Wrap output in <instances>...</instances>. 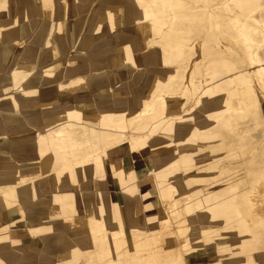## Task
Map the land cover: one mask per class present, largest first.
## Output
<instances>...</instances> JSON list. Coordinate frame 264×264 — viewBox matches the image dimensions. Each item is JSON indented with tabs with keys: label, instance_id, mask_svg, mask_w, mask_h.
Masks as SVG:
<instances>
[{
	"label": "crops",
	"instance_id": "1",
	"mask_svg": "<svg viewBox=\"0 0 264 264\" xmlns=\"http://www.w3.org/2000/svg\"><path fill=\"white\" fill-rule=\"evenodd\" d=\"M80 1H83V4H80ZM24 2L25 0H14V2L0 0V199L3 200L0 203V264H54L51 260L59 254L55 235V227L59 224L56 223L73 211H80L84 218L89 220L87 227L99 228L92 237L87 233V249L78 248L79 256L73 253L67 258V261L70 259L68 264H78L79 260L88 264L90 259L96 258L95 255L101 253L100 250L94 249L95 244L100 243V239L107 236L114 237V235H105L103 227L114 226L116 222L126 220L130 216H134L142 226H147L150 221H157L155 216L152 217V210L156 204L164 200L153 196H161L163 193L158 187H153L151 192H148L142 183L147 178L153 177L159 185L157 174L171 167L173 163L176 164L175 168H178V172L173 169L166 173L181 178V173L184 171V167L180 165L183 164L180 156L182 154L167 153L168 155H163L159 159L154 154L146 157L141 155L131 160L126 154L128 146L121 141L116 143L115 138L116 149L113 155L103 149L113 145L110 144V140L106 142L102 140L103 148L94 151L84 149L87 144L73 142L76 146L73 144L69 146L67 144L69 140H66L65 147H76L77 154L70 158L62 155L64 159L60 158L62 162H69L70 166L80 168L81 165H74L92 164L100 158L101 161L115 167L120 162L117 152H123L124 158L130 163V168L120 178L127 179L130 169L136 168L139 186L134 193L128 192L129 187H126L124 182H122L124 186L117 189L98 188L97 180L102 178L101 173L97 166L92 165L94 172L90 185L76 178L77 183L74 186L64 187L63 191H55L49 186L48 180L46 187L40 186L39 183L44 176L58 174L62 169V166L54 169V155L49 154L48 149L47 160H41L38 155L29 153L25 149L13 155V147L28 148L34 145L35 150L39 151L38 142L44 135L39 131L52 127L39 126V94L46 95V99L53 102L54 79L62 76L58 82L64 84L61 92L64 99L76 96L79 98L78 106L70 103L71 101L68 102V114L110 113L117 116L131 112L137 103L144 99V94L146 95L143 92L137 97L132 92L125 94L123 86L129 85L128 89L131 91L141 90L142 80L137 78V75L148 76L150 67L155 73L161 74L164 73L163 66L167 65L161 60L159 61L162 62L161 64L158 62L149 66L138 59L141 51L138 50L137 45L129 42L126 35L129 31H133L131 33L139 31L141 34L142 29L134 22L121 25L120 6L113 0L106 3L103 0H30L29 12L24 11L26 8ZM50 9L54 10L52 20L41 22L40 19L44 18ZM23 11L25 14H22ZM98 35H104L105 40L111 43L114 55L110 50L102 52L96 46L93 41ZM19 42L25 44L22 43L20 46ZM90 42H93V46L89 48L91 61L84 76L82 52L78 47L80 44ZM141 45L143 49L145 39L139 44ZM102 53L108 56L105 63L97 60V56ZM64 66L66 70L62 71L61 75L60 69ZM39 78L50 84L45 94L37 85H33L38 84ZM25 84H29V89L25 88ZM104 89H109L111 92L108 102L110 108L105 111L103 106L108 99L104 98L106 94ZM114 90L119 92L115 93ZM10 91H14V95H9ZM89 95L92 100L88 98ZM18 106L26 118L27 126L22 124L19 113L15 110ZM7 114L13 115L14 123L6 121ZM12 133H15V137ZM166 141L173 144L178 142L168 138ZM6 153L15 164L14 174L11 173V168L8 171L2 166L4 163L2 159L6 157ZM29 161L36 163L34 167L29 168L30 170L26 171V168L23 170V167L18 166L21 162ZM140 164L145 165V169L139 168ZM24 173L28 175L24 177ZM22 177L27 180L26 183L29 181L24 187L19 186L20 183L23 184V181H19ZM180 185L181 181L174 187L177 195L181 194L177 188ZM6 195H16L19 198L12 199L7 204ZM148 196L151 197L147 198ZM30 198L31 201L27 202ZM205 207L207 208L205 211L204 207L193 204L190 209L185 208L192 227L191 243L194 244L190 260L185 256L187 264H257L254 258L256 253L264 259V250H258L257 244L254 243L245 245L243 251L232 249L235 242L231 240V228L227 224L225 226L226 221L222 219L217 220L215 224L213 211L208 205ZM55 211L64 212L56 215ZM28 255H31L32 261L26 259Z\"/></svg>",
	"mask_w": 264,
	"mask_h": 264
},
{
	"label": "rangeland",
	"instance_id": "2",
	"mask_svg": "<svg viewBox=\"0 0 264 264\" xmlns=\"http://www.w3.org/2000/svg\"><path fill=\"white\" fill-rule=\"evenodd\" d=\"M131 1L137 2V7L149 15L142 18L139 17L136 21H133V18L129 21L120 18L121 25H129L134 22L135 25L140 27L142 33L140 34L139 31L136 32L142 40L145 39L146 49L157 50L160 48L165 50L168 54H171L172 52L180 53V60L176 65L171 66L168 62L166 63L165 61H162L167 65L166 67L163 66L164 72H174L177 75V84L174 85L173 82H170L167 84V89L170 90L169 93L171 96H179L183 98L184 107L180 115H187L192 107L197 106L198 100L204 92L214 88L216 89L215 95L223 99V102L227 107L226 109L228 110L225 112L223 119H220L215 125L209 128L210 133L217 135L213 142V150L210 149L211 147L207 146L202 148L200 145V147H198L200 148V151L197 153V155L199 154V157H192L190 155L191 157L183 159L186 160V162L180 164L184 167V171L181 174H183V178L186 179V181H189L192 178V176L184 175L186 174L187 169L192 171L198 170L200 177H207V185L209 186L208 190L205 189L203 193L193 196L194 203H196L193 204V206L198 205L199 207H204L205 211L207 209L205 207L206 205L202 206L200 204L203 197L222 196L224 195L223 193L228 192L227 188L229 189L230 185H232L233 188L230 189L229 195H237L238 200L234 202L228 201L230 208V210H228L232 214V222L228 224L232 231L231 240L236 238V236H239L237 234L238 230L244 231V233L242 232L241 237L244 236L248 238L245 242L240 241L241 237L234 239L235 243H233L232 249L243 251L245 245L254 243L257 244L256 248L258 250H264V222H261L260 225H258L256 223L257 216L255 215V212L260 210V207H263L264 203L255 204L250 200V196L256 194L253 192L254 187L259 184L264 185V74L259 85H257L255 77L250 74L251 65L264 69V0H219L216 3L207 0H179L184 1L185 3L181 7H178L174 5L176 2H173L174 12L175 10H177L176 13L182 12L177 15L175 14V17L172 14L170 15V13L161 10L168 8V5L163 4L160 1L156 2V5L150 2V0ZM250 1H254L253 5L249 4ZM222 2H226V9L221 10L214 7L216 8L215 18L219 17L222 21V29L225 35L230 38V42L221 38L225 36H222L212 24L211 26H207L212 20L205 7L208 5L216 6V4H222ZM80 4H83V1H80ZM178 9L182 10L178 11ZM53 14L54 10L50 9L47 12V15L40 19V21H51V16ZM175 19L176 21L173 23V26L170 27L169 24ZM230 22L233 23V26H230ZM149 34L150 36H148ZM239 34L243 35V38H249L250 41L245 43V41L239 37ZM158 35L160 41L153 42L154 40H152V42H150L151 39ZM198 37H200L204 43V47L200 50H197V45H195V41ZM93 42L96 43V46L99 47L102 52L110 50L111 54L114 55L112 45L109 41L105 40L104 35H98ZM93 42L83 43L78 47V50L82 52V75L84 76L87 74V67L91 61L89 48L93 46ZM22 43L25 44V42H19L18 45L21 46ZM39 52H41V50H39ZM200 52L202 56L199 55ZM107 59L108 56L105 53L97 56V60L103 63H105ZM161 63L159 62L158 64ZM208 64L220 67L227 73L222 72V76L216 81L206 82L203 70ZM65 70L66 67H62V69H60V74L62 75V71ZM188 77H191V79L188 83L182 86L183 82L186 81ZM61 78L62 76L58 79H54L55 90L53 102H51V100L48 101L46 95L42 96L41 93L39 94L40 98L38 99L39 126H52L48 130L44 128L39 131L44 134L40 137L39 141H43L44 139V142H46L49 147V154L52 153L54 155V169L63 166L66 163L62 162L63 157H56L54 153V143L57 141L55 133L64 127L70 129L79 127L83 133L79 144H87L84 146L85 148H82L89 151L101 150L103 148L102 140L105 142L110 140V144L113 145L106 147V149L109 150L107 152L110 155H113L114 135L110 134L112 133L111 130H113V126L109 124L106 113H102L96 117L99 118L102 116L100 119L101 125L89 123L83 124V122L78 121L83 120L85 116L91 115L90 113H87V115L68 114V102L71 101L70 103L78 106L79 98L76 96L71 99H64V96L61 95V92L64 89V84L58 82ZM34 82L36 81L34 80ZM33 85H37L39 90H42L44 94L46 93L47 87L50 86V84H46V82H43L41 79L38 84ZM192 86L195 88L192 89ZM28 87L29 84H25V88L29 89ZM87 92L89 94V89H87ZM14 93V91L8 92L9 95H14ZM110 93V90L107 89L106 94H104V98L108 100H106L107 103L103 106V111L110 108L108 105L111 97ZM24 96L27 98L29 97V95ZM88 98L92 100L90 95ZM27 101L29 102V99H27ZM65 102H67V104H64ZM239 107L243 110L239 113L241 116H238L239 114H237L238 112L236 111L237 109L239 110ZM15 110L19 113L22 124L27 126V121L21 112V108L18 106ZM164 114L165 116H168V110H165ZM122 115L124 114L115 117H125ZM144 115H146L144 118L147 122H150V124L156 122L150 117L149 112H144L141 116ZM228 122H230V124L225 126ZM143 130L132 129L130 130V133L134 135V137H140L143 133H145L146 136L148 135L150 128L148 126V128ZM102 132H108L109 136L103 138ZM199 142L200 141H198V144H200ZM71 143H73L72 140L67 142L69 146ZM133 144L134 142L131 144L126 143L128 147ZM178 144H181V142ZM250 150L256 152L255 158H251L249 154ZM179 154H181V152H179ZM180 156L182 158V155ZM192 160L195 161L192 162ZM11 164V173L14 174L13 169L15 164L12 161ZM35 165L36 163L31 161L18 164L19 167H23V170L26 168V171ZM39 166H41V164ZM26 175L28 174L24 173V177ZM24 177L19 180L23 181V184L20 183L19 186L22 185V187H24V185L29 182L26 183L27 180ZM54 177L55 179L57 178L56 176ZM174 178L175 175L173 176V179ZM214 178H216L217 183L214 182ZM50 179H53V176L41 179L39 183H46L47 180L50 182ZM82 181L88 183L86 185H90L89 182L92 180L84 181L82 179ZM259 181L262 182L256 184ZM213 182L215 185L214 188L211 187ZM73 185L74 184L71 186ZM54 187L55 191H63L62 189H64V187H69V184H60L59 186L54 185ZM210 190L213 192H208ZM261 190V194L264 195V186L261 187ZM154 197L158 199L157 196ZM260 200H264V198H260ZM29 201H31V198L28 199L27 202ZM165 203L166 202L163 201L155 205V208L152 210V217L155 216L156 220H159L164 207H166V215L170 219L172 229L175 232V241L177 240V243L181 246L184 263L187 264L185 256H188V260H190L192 246L194 245L191 243L192 227L190 226L188 218H186L185 226H190V233H186V228H184L183 225H176V215L169 213ZM186 206L187 205H185V208ZM63 212L64 211H55L54 213L57 215L59 213L63 214ZM67 213L69 212H66V214ZM240 214L242 215V218ZM86 219L87 218H84V215L80 213V211H73L56 223L59 224L55 227V235L57 239L56 248L59 251V254H56L55 259H50L51 262L54 264H68L67 258L69 257V254L73 255L77 248L84 250L87 249V223L89 220ZM218 219L221 220L222 218ZM45 229L46 228H44V230ZM185 238H187L190 243V249L188 252H186L188 246L186 248L183 247V241ZM109 255L110 260H113L112 264H114V251L109 252ZM254 258L255 260H259V264H264V259L260 254L256 253ZM26 259L32 261L31 255H28ZM97 260L98 259L93 257L88 264H100L99 260V262H96ZM115 263L127 264V262L122 263L118 260H115Z\"/></svg>",
	"mask_w": 264,
	"mask_h": 264
},
{
	"label": "bare ground",
	"instance_id": "3",
	"mask_svg": "<svg viewBox=\"0 0 264 264\" xmlns=\"http://www.w3.org/2000/svg\"><path fill=\"white\" fill-rule=\"evenodd\" d=\"M14 2V0H11ZM106 2H112V0H103ZM162 2L163 4H167L168 8L161 9L165 12L172 14L173 16L182 12H177V10L173 9V2L175 6L181 7L185 2L184 1H172V0H150L154 5H156V2ZM213 3L218 2L219 0H207ZM29 2L30 0H25L24 5L26 6L24 11L29 12ZM114 3H116L118 6H120V18H122L125 21H129L133 18V21H136L137 18L146 17L149 15L148 13L140 10L137 5V2H132L128 0H113ZM227 2V1H226ZM226 2L222 4H216V6L208 5L206 10L209 12L211 17V22L207 24V26H211V24L218 30V32L225 37L223 38L225 41H231L229 37H227L222 29L221 23L219 17L215 18V10L226 9ZM254 1H250L249 4L253 5ZM172 4V6H171ZM216 7V8H214ZM244 8V7H243ZM182 9H178V11H181ZM23 11L22 14H25ZM174 12V13H173ZM175 17V16H174ZM214 17V18H213ZM176 21V19L169 24V26H173V23ZM121 24V23H120ZM168 26V27H169ZM230 26H233V23L230 22ZM133 31H130L128 35H126L127 39L130 43L137 45L138 50L141 51V56L138 58L139 60H142L145 65H154L157 64L159 61H165L168 62L171 66L178 64L180 60V53L178 52H172L171 54H168L163 49H146L144 47L142 49V45L139 46L140 43H142L141 37L137 34L135 31L134 33H131ZM239 37L246 42L250 41L249 38L244 37L243 35L239 34ZM160 41L159 35L154 37L150 40ZM146 45V44H145ZM195 45L197 50H200L204 47L203 41L200 39V37L197 38L195 41ZM136 49V48H135ZM201 55V52L200 54ZM202 56V55H201ZM137 59V60H138ZM251 76L253 75L255 77V81L257 85L261 83V78L264 74V69H260L257 67H254L251 65L250 70ZM227 73L223 71L220 67H216L213 64H208L204 70L203 75L206 79V82H212L216 81L220 78L221 73ZM149 75L144 76L141 74V76L137 75V78L142 80L141 84V90L136 89L134 91H131L128 89L129 85L123 86V91L127 93H133L137 97L139 93L143 92L144 99L141 100L135 108L131 112H127L126 114L122 115L125 117H115L111 115L110 113L106 114L107 120L109 121V124H111L113 127L111 130L114 135V138L116 140V143L119 141L124 142L125 144H131L134 142L133 145H130L128 147V151L126 154L129 155V158L131 160H134L141 155L143 156H149L151 154H154L157 156V159H159L161 156H165L169 154L179 155V152L182 154V161L186 162V160H183L185 158L191 157V156H198L197 153L200 151L198 147H211L210 149L213 150L214 148V140L217 136L216 134L210 133V129L217 121L220 119H223L224 114L226 111H228L223 102V99H221L219 96L215 95L216 89H209L204 92V94L201 96V98L198 100L197 106H194L191 108L190 111H188L187 115L181 116V111L184 107L183 98L177 96L173 97L169 93L170 90L167 89V84L170 82H173L174 85L177 84V75L173 72H164L161 74L155 73L154 69L150 67L148 70ZM158 75V76H157ZM190 75V73H189ZM191 77H188L186 81L183 82L182 86L189 82ZM227 83V82H226ZM225 83V84H226ZM164 85V86H162ZM224 85V84H222ZM221 85V86H222ZM195 87L192 86V89ZM218 89V88H217ZM104 91H106L104 89ZM115 93H118V90H114ZM122 93V91H121ZM157 107V108H156ZM168 110V116H165L164 111ZM239 114L243 110L239 107V110H236ZM144 112H149L150 117L155 120L156 122L154 124H150V122H147L144 118L146 115L141 116L144 114ZM238 116H241L240 114ZM97 115H88L85 116L83 120H78L80 122L89 123V124H100V119ZM5 119L7 122L14 123L13 121V115L7 114L5 116ZM78 124V123H77ZM230 122L226 123L225 126H228ZM82 125V124H79ZM101 125V124H100ZM150 128V131L148 135L145 136V133L141 134L140 137H134L130 130H143L145 128ZM144 131V130H143ZM13 137H15V133H12ZM81 136H83V133L79 127L70 129V128H62L60 131L55 133V138L57 141L54 143V153L56 157H61L62 155H66L68 158L74 156L77 154L76 147L66 148V140H72L74 143H79L78 141L81 140ZM109 136L108 132H102V137L105 138ZM150 137V138H148ZM168 139L173 141H178L176 144L166 141ZM198 141H200L198 144ZM181 144H178L180 143ZM39 151L35 150L34 145H30L28 148L18 146L17 148L13 147V155H15L18 151H27L29 153H32L34 155H38L41 160H47V149L49 148L47 143L43 141L38 142ZM73 144V143H71ZM178 144V145H177ZM76 146V144H73ZM192 145V146H191ZM180 148V149H179ZM25 149V150H24ZM116 148H114L115 150ZM106 151H109L105 148ZM249 154L251 158L256 157V152L254 150H250ZM117 155L120 157V162L116 164L114 167L112 164L105 163L101 161L100 158H97L96 162L92 164H75L74 166L81 165L80 168H74L70 166L69 162H66L59 170L58 174H53L48 177L43 178H50L53 176V179H50L49 186H52L54 189V185H60L68 183L69 186L72 184H76V178H78L79 181H89L93 180V166H97L99 169V172L101 173V177L99 180H97V187H109V188H121L124 186L122 182L126 183V187H129L128 192L134 193L136 188L139 186L137 180L139 176L136 174L135 169H130V173L128 175V178L125 180H122L120 176L124 174L129 168L130 163L126 161L124 158L123 152H117ZM191 155V156H190ZM46 158V159H45ZM162 158V157H161ZM2 166L5 167V170H9L12 166L11 160L9 157V154L6 153V157L3 159ZM46 162V161H45ZM162 163V162H161ZM176 164H171L169 168L164 170L161 173H158L156 177H158L159 185H157L155 179L153 177L147 178L143 183L142 186L146 187L148 192H151V188L158 187L160 188L161 192L163 193L161 196H157L159 199L162 198L167 205V209L169 210V213L176 215V225H183L184 228H186V233H190V226L186 225V218H187V212L185 211V205L186 209H190L192 204H194V197L197 196L200 193H203L205 189L208 190L207 185V177L203 178L199 176L198 170H186V174L188 176H192V178L189 181H186V179L180 176H176L173 179L174 174L166 173L169 170L177 171L178 168H175ZM139 168L142 170L145 169V165L140 164ZM115 172H118L116 174ZM77 173L79 175H77ZM198 173V174H197ZM144 175V173H143ZM56 176L57 178L55 179ZM192 180V181H191ZM181 181V185L177 187L181 192L180 195L175 194L174 187L177 186V184ZM214 182L217 183L216 178H214ZM214 182L212 183L211 187L214 188ZM262 181L257 182L256 184H259ZM14 184H12L13 186ZM40 186H47L46 183H41ZM39 186V187H40ZM74 186V185H73ZM264 186L263 184L256 185L254 187V195H251L250 200L252 203L255 204H262L264 203V200H260V198H264V195L261 194L262 190L261 187ZM72 187V186H71ZM233 188L232 185H230L229 189L227 188V193H223L222 196H214V197H203L200 201L201 205H208L209 208L213 211V217L215 219V224H217L218 218H222V220L226 221V224H230L232 222V214L229 211V202H234L238 200L237 195H229L230 189ZM127 189V188H126ZM213 190V189H211ZM208 192H213V191ZM235 192V191H234ZM188 193V194H187ZM209 193V194H210ZM208 194V195H209ZM207 195V196H208ZM151 196H148L149 198ZM154 197V196H153ZM19 197L16 195L9 196L6 195V203L8 204L10 200H17ZM25 196L22 197L24 199ZM3 202L2 199H0V203ZM162 206V205H161ZM162 209V207H161ZM229 209V210H228ZM118 214H120V211H118ZM117 214V216H118ZM166 207L163 209L162 215H160V219L156 222L150 221L147 226H142L138 224V220L134 216H130L126 220H120V222H116L114 226L109 227H103V233L105 235H114L113 238L107 236L106 238H102L101 242L98 244H95L94 249L100 250L101 253L98 255H95L96 258L100 261V264H112L113 260H110L109 258V252L114 251V264L115 260L123 262H127V264H185L183 259V254L181 252V246L179 243H177V240L175 241V232L172 229L171 221L170 219L166 218ZM230 215V217H229ZM256 217V223L260 225L261 222H264V206L260 207V210H257L255 212ZM241 218L242 215L240 214ZM183 228V229H184ZM99 228H90L87 227V233L90 234L92 237L96 230ZM243 230H238L237 234L241 237ZM246 233V232H245ZM236 238H233L236 239ZM248 238L242 236L240 241H246ZM189 240L187 238L183 241V247H187L186 252L189 251ZM75 255L79 256V249L77 248L75 250ZM96 262H99V261ZM257 264H259V260H255ZM68 262H70V259H68ZM78 264H85V262H82V260L78 261ZM120 264V263H119Z\"/></svg>",
	"mask_w": 264,
	"mask_h": 264
}]
</instances>
